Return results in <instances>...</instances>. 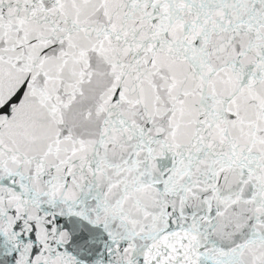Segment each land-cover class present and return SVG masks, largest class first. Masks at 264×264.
<instances>
[{
	"label": "snow or ice",
	"instance_id": "snow-or-ice-1",
	"mask_svg": "<svg viewBox=\"0 0 264 264\" xmlns=\"http://www.w3.org/2000/svg\"><path fill=\"white\" fill-rule=\"evenodd\" d=\"M0 264H264V0H0Z\"/></svg>",
	"mask_w": 264,
	"mask_h": 264
}]
</instances>
